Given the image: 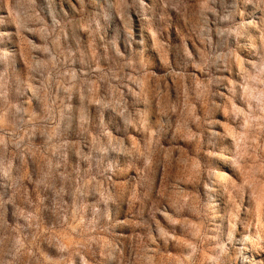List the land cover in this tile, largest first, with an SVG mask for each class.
Wrapping results in <instances>:
<instances>
[{
	"label": "rangeland",
	"instance_id": "374dc122",
	"mask_svg": "<svg viewBox=\"0 0 264 264\" xmlns=\"http://www.w3.org/2000/svg\"><path fill=\"white\" fill-rule=\"evenodd\" d=\"M0 264H264V0H0Z\"/></svg>",
	"mask_w": 264,
	"mask_h": 264
}]
</instances>
